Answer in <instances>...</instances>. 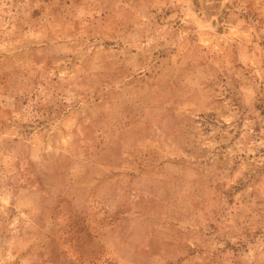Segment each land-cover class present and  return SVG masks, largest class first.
<instances>
[{"label":"rangeland","instance_id":"obj_1","mask_svg":"<svg viewBox=\"0 0 264 264\" xmlns=\"http://www.w3.org/2000/svg\"><path fill=\"white\" fill-rule=\"evenodd\" d=\"M0 264H264V0H0Z\"/></svg>","mask_w":264,"mask_h":264}]
</instances>
